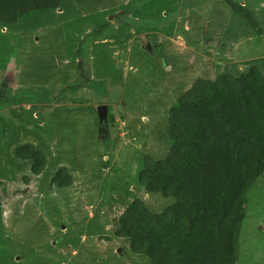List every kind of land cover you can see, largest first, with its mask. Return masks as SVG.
I'll return each mask as SVG.
<instances>
[{"label": "rangeland", "instance_id": "rangeland-1", "mask_svg": "<svg viewBox=\"0 0 264 264\" xmlns=\"http://www.w3.org/2000/svg\"><path fill=\"white\" fill-rule=\"evenodd\" d=\"M234 1L260 34L224 0H63L0 24V264H149L115 231L134 199L169 204L137 180L144 157L167 154L169 108L196 79L264 73V0ZM26 144L39 175L14 157ZM61 168L71 184L53 188ZM237 248L236 264H264V173Z\"/></svg>", "mask_w": 264, "mask_h": 264}, {"label": "trees", "instance_id": "trees-1", "mask_svg": "<svg viewBox=\"0 0 264 264\" xmlns=\"http://www.w3.org/2000/svg\"><path fill=\"white\" fill-rule=\"evenodd\" d=\"M63 0H0V24L54 11ZM97 1V0H83ZM229 9L261 33L253 13L234 0ZM168 151L146 156L137 180L148 195L169 201L161 211L134 199L118 219L115 235L149 264H236L246 197L264 173V73L251 66L244 73L196 79L168 110ZM14 157L31 162L39 175L43 154L26 144ZM65 168L51 178L66 188Z\"/></svg>", "mask_w": 264, "mask_h": 264}, {"label": "water", "instance_id": "water-1", "mask_svg": "<svg viewBox=\"0 0 264 264\" xmlns=\"http://www.w3.org/2000/svg\"><path fill=\"white\" fill-rule=\"evenodd\" d=\"M149 51V49H147ZM150 52V51H149ZM99 122H102L106 117L107 108L106 106L100 105L96 108Z\"/></svg>", "mask_w": 264, "mask_h": 264}]
</instances>
